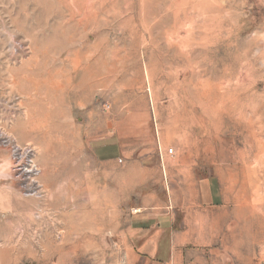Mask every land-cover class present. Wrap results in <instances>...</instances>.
Masks as SVG:
<instances>
[{
	"label": "rangeland",
	"instance_id": "obj_1",
	"mask_svg": "<svg viewBox=\"0 0 264 264\" xmlns=\"http://www.w3.org/2000/svg\"><path fill=\"white\" fill-rule=\"evenodd\" d=\"M150 188L264 264V0H0V264H118Z\"/></svg>",
	"mask_w": 264,
	"mask_h": 264
},
{
	"label": "crops",
	"instance_id": "obj_2",
	"mask_svg": "<svg viewBox=\"0 0 264 264\" xmlns=\"http://www.w3.org/2000/svg\"><path fill=\"white\" fill-rule=\"evenodd\" d=\"M150 191L130 206L120 224L118 264H221L219 251L201 235V214L175 201L154 200Z\"/></svg>",
	"mask_w": 264,
	"mask_h": 264
},
{
	"label": "bare ground",
	"instance_id": "obj_3",
	"mask_svg": "<svg viewBox=\"0 0 264 264\" xmlns=\"http://www.w3.org/2000/svg\"><path fill=\"white\" fill-rule=\"evenodd\" d=\"M85 7H86V6H85ZM85 7H84V8H85ZM78 18H79V17H78ZM84 19H85V18H84ZM184 38H185V37H184ZM183 43H184V42H183ZM185 43H186V42H185ZM68 45H69V44H68ZM68 45H67V46H68ZM181 46H182V44H181ZM185 46H186V45H185ZM44 52H45V51H44ZM193 52H194V51H193ZM75 56H76V55H75ZM75 56H74V57H75ZM64 61H65V60H64ZM97 62H98V61H97ZM61 63H62V62H61ZM44 65H45V64H44ZM75 67H76V66H75ZM28 73H29V72H28ZM21 74H22V73H21ZM18 78H19V77H18ZM56 82H57V81H56ZM27 83H28V82H27ZM111 84H112V83H111ZM64 85H65V84H64ZM73 86H74V85H73ZM88 86H89V85H88ZM30 87H31V85H30ZM89 87H90V86H89ZM65 88H66V87H65ZM40 89H41V88H40ZM36 90H37V89H36ZM105 90H106V89H105ZM41 92H42V91H41ZM43 94H44V93H43ZM41 95H42V94H41ZM48 95H49V94H48ZM68 97H69V96H68ZM23 99H24V98H23ZM42 100H43V99H42ZM28 101H29V100H28ZM38 102H39V101H38ZM51 102H52V101H51ZM60 105H61V104H60ZM32 106H33V105H32ZM29 107H30V106H29ZM61 107H62V106H61ZM36 110H37V109H36ZM44 110H45V109H44ZM45 112H46V111H45ZM63 112H64V111H63ZM37 113H38V112H37ZM50 114H51V112H50ZM53 116H54V115H53ZM55 117H56V116H55ZM19 118H20V117H19ZM50 118H51V117H50ZM52 118H53V117H52ZM52 118H51V119H52ZM92 123H93V122H92ZM49 128H50V127H49ZM52 128H53V127H52ZM2 133H3V132H2ZM21 134H22V133H21ZM63 134H64V133H63ZM40 135H41V134H40ZM49 142H50V141H49ZM44 143H45V142H44ZM16 144H18V143H16ZM16 147L18 148L17 145H16ZM19 147H20V145H19ZM24 147H25V146H24ZM24 147H23V149H24ZM41 147H42V146H41ZM20 148H21V147H20ZM21 149H22V148H21ZM13 150H15V149H13ZM24 150H26V149H24ZM27 151H28V150H27ZM23 152H24V151H23ZM23 152H22V153H23ZM30 152H31V151H30ZM34 152H35V151H34ZM17 153H18V152H17ZM20 153H21V152H20ZM26 153H27V152H26ZM26 153H23V154H26ZM32 154H33V153H32ZM20 155H21V154H20ZM29 155H30V154H29ZM27 156H28V155H27ZM18 157H19V156H18ZM21 158H22V157H21ZM26 159H27V158H26ZM21 160H22V159H21ZM32 162H33V161H32ZM32 162H31V163H32ZM12 164H13V163H12ZM22 164H23V163H22ZM15 166H16V165H15ZM30 166H31V165H30ZM22 167H23V166H22ZM36 167H37V166H36ZM26 168H27V167H26ZM34 168H35V167H34ZM27 169H28V168H27ZM37 169H38V167H37ZM37 169H35V170H37ZM28 170H30V169H28ZM28 170H27V171H28ZM46 170H47V169H46ZM64 170H65V169H64ZM13 171H14V170H13ZM38 171H39V170H38ZM14 173H15V171H14ZM17 174H18V173H17ZM21 174H22V173H21ZM32 174H33V173H32ZM32 177H35V176L32 175ZM42 177H43V176H42ZM30 178H31V177H30ZM30 178H29V179H30ZM16 179H17V178H16ZM27 179H28V178H27ZM29 179H28V180H29ZM35 179H36V178H35ZM44 179H45V178H44ZM32 180H33V179H32ZM37 180H38V179H37ZM28 182H29V181H28ZM30 182H32V181H30ZM35 182H36V181H35ZM37 182H38V181H37ZM28 184H29V183H28ZM31 185H32V184H31ZM39 187H40V186H38L37 188H39ZM26 188H27V187H26ZM39 189H40V188H39ZM32 190H33V189H32ZM35 190H36V189H35ZM27 192H28V191H26V193H27ZM40 192H41V191H40ZM64 193H65V192H64ZM30 194H31V192H30ZM39 194H40V193H39ZM34 195H36V194H34ZM37 195H38V194H37ZM32 196H33V195H32ZM42 196H43V195H42ZM35 197H36V196H35ZM37 198H38V197H37ZM40 198H41V194H40ZM20 244H21V243H20ZM17 249H18V248H17ZM17 249H16V250H17ZM8 251H9V249H8ZM6 258H7V257H6Z\"/></svg>",
	"mask_w": 264,
	"mask_h": 264
},
{
	"label": "built area",
	"instance_id": "obj_4",
	"mask_svg": "<svg viewBox=\"0 0 264 264\" xmlns=\"http://www.w3.org/2000/svg\"><path fill=\"white\" fill-rule=\"evenodd\" d=\"M172 151H173V150L170 148V149L168 150V153H170V154H171V153H172Z\"/></svg>",
	"mask_w": 264,
	"mask_h": 264
}]
</instances>
